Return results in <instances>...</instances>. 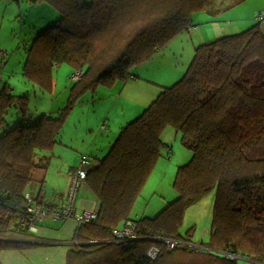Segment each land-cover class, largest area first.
I'll list each match as a JSON object with an SVG mask.
<instances>
[{
  "label": "trees",
  "instance_id": "1",
  "mask_svg": "<svg viewBox=\"0 0 264 264\" xmlns=\"http://www.w3.org/2000/svg\"><path fill=\"white\" fill-rule=\"evenodd\" d=\"M247 0H37L59 15L26 48L22 79L50 94L53 74L67 66L82 75L70 82L66 107L28 117L29 96L0 92V131L11 109L21 121L0 133V254L30 249L38 241L25 196L37 206L56 138L86 94L138 79L137 68L177 35L194 26V14L227 11ZM228 3V5H226ZM246 31L200 45L186 73L162 88L156 100L121 128L108 153L93 164L86 189L98 204L95 222L78 227L67 264H237L225 255L264 264V19ZM6 127V126H5ZM172 129L191 153L177 169L176 198L154 218L131 213L161 158L162 133ZM38 187V196L30 191ZM215 191L207 242L179 233L184 213ZM129 223L140 238L115 243L113 232ZM157 237L189 244L174 251ZM190 245L198 246L195 249ZM159 248L151 261L150 247Z\"/></svg>",
  "mask_w": 264,
  "mask_h": 264
},
{
  "label": "rangeland",
  "instance_id": "2",
  "mask_svg": "<svg viewBox=\"0 0 264 264\" xmlns=\"http://www.w3.org/2000/svg\"><path fill=\"white\" fill-rule=\"evenodd\" d=\"M89 1L86 0V2ZM213 6H215V3H213ZM14 7L16 8V6ZM219 7L222 8V6ZM262 10H264V0H247L227 11L214 12L208 8V10L205 9L194 14L192 17V25L194 28L177 35L162 47L152 59L137 68L136 72L141 79L139 82L144 83V86L149 88L153 95L155 94L156 99L162 88H169L182 79L192 61L195 48L206 43L217 41L223 37L233 36L246 31L254 25L252 22L256 20V17L258 18L259 13L261 12L263 14ZM15 17L11 19L6 18L7 21H4V30L0 33V46L6 51V66L3 70V77L8 80L9 86L14 91V95L29 96V114L27 118L50 113V115H54L66 107L70 87V81L68 79L72 71L65 65L55 69L53 74L54 88L50 94L34 92L31 90V87H25L21 83V69L24 60L20 56V50L16 49V34L22 37L25 31L19 32L17 25L14 24ZM23 17H25L26 23L38 26L36 30L37 34L56 23L59 19V15L49 9L46 4L37 8L26 9L23 12ZM261 27L264 32V22L261 24ZM29 39L30 37H28L27 41ZM116 84L121 83L118 82ZM131 85L132 83L128 84L127 89L124 91L125 93L129 91ZM120 86L124 87L122 84ZM124 107L128 108L126 110L127 113L131 109V105H124L121 101L116 103V111L114 113L121 114V108ZM19 121H21L19 112L11 109L7 114L6 127L4 126L0 133H3L7 128L14 126ZM112 132V137L115 139L119 134V130L113 129ZM108 134L105 133L103 135ZM161 140L165 145V151L163 150L164 160L162 159L161 161L160 159V165L153 171L150 179L145 184L143 193L136 200L131 213L132 219L134 217H137V219H152L160 210L162 211L166 203L176 198L173 183L177 169L187 165L192 157L191 153L181 145L180 135L176 134L172 129L165 130L162 133ZM168 152H170L169 158L167 155ZM55 159L51 160L48 164L44 189L52 190L56 199L63 196V201L67 196L70 177L66 186L62 183L54 185L53 180L55 179L56 181L58 179L59 175L57 171L60 169L62 162L60 158L56 157ZM78 164L79 162L72 168H77ZM65 187L66 190L63 192ZM79 193V197L77 198L79 203L83 200L92 201L90 194L84 191H79ZM214 199L215 191H212L186 210L181 227L179 228V233L182 236L191 232L195 243L208 241ZM236 261L237 264H251L245 261V259H237Z\"/></svg>",
  "mask_w": 264,
  "mask_h": 264
},
{
  "label": "crops",
  "instance_id": "3",
  "mask_svg": "<svg viewBox=\"0 0 264 264\" xmlns=\"http://www.w3.org/2000/svg\"><path fill=\"white\" fill-rule=\"evenodd\" d=\"M35 1L37 0H0V33L4 30V21H7L6 18L11 19L15 17L16 14L17 16L15 17L14 24L17 25L19 32L25 31L22 37L16 34V49L20 50V56H22L24 60L22 68L26 58V48H28L29 44L36 36V30L38 28V26L26 23L23 12L26 9L44 6V4H33ZM209 2H212L213 5L214 0H209ZM14 6H16V8ZM212 7L217 10L219 6ZM49 9L52 10L51 7H49ZM206 10H208V8ZM262 11L264 14V10ZM259 14L262 15V19H264V15L261 12ZM257 19L256 17V20L252 23L256 24L259 22ZM28 37H30V39L27 41ZM5 58L6 51L0 46V92L5 86H8L11 94L14 95V91L9 86L8 80L3 77V70L6 66ZM135 75L138 79H130L126 83H121L124 87L120 86L121 84H116L109 89L99 87L95 93L86 94L74 107L56 138V145L50 158V161L56 160V157L62 160L61 167L57 171L59 177L56 181L55 179L53 180L54 185L62 183L66 186L69 177L71 178V172L74 170L72 167L80 162L81 158H88L92 164H95L97 160H101L108 153L110 146L118 137L117 136L115 139L112 137L113 129L119 130L120 132L121 128L138 118L156 100L155 94L153 95L151 90L144 86V83L139 82L141 79L137 72ZM21 81L25 87H31L32 91H36L34 87L26 84L22 78ZM129 83H132V85L129 91L125 93L124 91L127 89ZM117 93L118 95H116ZM120 101L123 102L124 105H131V109L128 113L126 112L128 108L125 107L121 108V114L114 113L116 111V103ZM105 133L109 134L103 135ZM163 150L160 152L161 161L162 159L164 160L163 152L165 150ZM167 155L169 158L170 152H168ZM159 161L155 169L160 165ZM65 190L66 187L63 192H65ZM41 191V195L46 204L57 207L65 200L64 198L62 201L63 196L56 199L52 190H45L43 188ZM80 191H84L91 195L86 188ZM30 192L34 196H38L39 188L35 187L31 189ZM94 210H98V204L93 196L92 201L83 200L81 203L78 202V212H91ZM160 212L161 210L158 214ZM133 220L138 219L134 217ZM76 229L77 226L73 221L60 222L46 219L40 222L35 228L34 233L38 241L35 243L32 242V244L35 245L34 247L22 251H4L0 254V264H67L68 247L71 245L70 241ZM249 263L254 264L252 262Z\"/></svg>",
  "mask_w": 264,
  "mask_h": 264
},
{
  "label": "built area",
  "instance_id": "4",
  "mask_svg": "<svg viewBox=\"0 0 264 264\" xmlns=\"http://www.w3.org/2000/svg\"><path fill=\"white\" fill-rule=\"evenodd\" d=\"M262 16L259 14L258 18H261ZM82 77L79 73H74L71 76L70 82H77ZM93 164L91 161L83 157L81 158L78 167L72 170L71 172V178H70V185L68 188L67 196L61 205L57 206L56 208L49 209L47 207L37 206L34 204L33 196L30 194H27L25 196V200L27 202V211L29 215L31 216V220L36 225L37 223L43 222L46 219H50L52 221H62V222H68L73 221L77 228L81 227L83 225H87L90 223H93L98 218V210H94L91 212H78V194L79 191L83 188H86L85 186V180L87 177V172L89 168ZM36 227H31V231L34 232ZM140 238L139 233L137 231V227L133 223H129L121 228L116 229L113 232V241L117 244L119 243H128L136 241ZM151 241H155L156 243H159L164 246V249L166 251H174L178 248L185 246L189 247V244H186L184 242L180 241H173V240H167L163 237H157L154 239H150ZM191 247H194L195 249H199L198 246L190 245ZM159 254V248L157 247H150L149 250L146 252L145 257L148 260H155V258ZM225 257L235 260L239 259L237 256H231V255H225Z\"/></svg>",
  "mask_w": 264,
  "mask_h": 264
}]
</instances>
